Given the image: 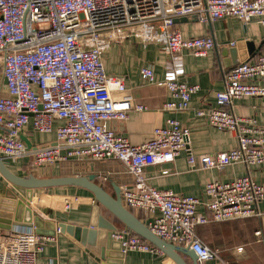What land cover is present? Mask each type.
Wrapping results in <instances>:
<instances>
[{
    "label": "built area",
    "instance_id": "built-area-1",
    "mask_svg": "<svg viewBox=\"0 0 264 264\" xmlns=\"http://www.w3.org/2000/svg\"><path fill=\"white\" fill-rule=\"evenodd\" d=\"M192 16L205 25L234 18L245 24L257 20L264 27V0H0V157L13 161L30 157L32 170L72 161L117 160L133 178L131 186L122 190L125 207L140 215L152 233L190 249L199 264H231L202 241L197 229L260 218L264 184L250 174L228 182L212 181L206 186L204 202L158 190L150 184L147 170L170 164L182 153L196 172L235 164L247 169L264 165V126L254 117H239L232 111L235 100L264 99L260 84L264 49L227 71L223 89L215 95L216 107L196 113L217 131L233 133L235 149L194 154L190 129L176 119L154 129L152 138L141 145L131 144L109 127L110 122L127 121L132 111L148 110L125 95L124 77L108 75L104 67L105 50L130 36L158 45L169 57L162 80L156 79L152 66L140 70L144 81L168 90L171 99L163 111L189 109L200 87L184 80L183 55L206 57L215 47L211 35L187 38L182 34L175 19ZM116 94L123 96L116 98ZM57 121L61 125L55 127ZM30 125L41 134L55 132L56 144L29 152L21 134ZM169 173L166 169L161 175ZM79 203L78 196L68 198L64 209ZM112 238L124 255H163L127 230L116 231ZM55 241V236L37 234L32 225H17L0 237V264H59L40 262L48 244Z\"/></svg>",
    "mask_w": 264,
    "mask_h": 264
},
{
    "label": "crops",
    "instance_id": "crops-1",
    "mask_svg": "<svg viewBox=\"0 0 264 264\" xmlns=\"http://www.w3.org/2000/svg\"><path fill=\"white\" fill-rule=\"evenodd\" d=\"M187 38L211 35L215 40L214 49L206 57H195L190 52L183 55L186 69L184 80L190 85H199L200 91L192 97L190 107L182 112H165L163 105L170 101V94L164 87L150 84L141 78L140 70L152 66L157 80H162L169 57L161 48L149 42H142L136 36H130L120 42L111 44L104 52L103 61L108 75L124 77L126 94L136 104L148 107L147 111H132L127 121H113L109 127L117 134L126 137L133 145H141L152 138L154 129L165 127L169 119L178 120L183 127L190 129V148L196 155L218 154L237 147L236 136L231 132H219L207 119L198 117L197 111L216 107L215 95L223 89L224 75L235 66L247 62L264 49V27L254 20L249 24L234 18L215 21L211 25L200 23L196 17H187L177 24ZM232 43H235L232 46ZM252 49L253 54L250 53ZM260 84L264 85V81ZM123 95L116 94V98ZM232 111L239 117H254L264 126V99L244 98L233 102ZM59 121L55 127L60 126ZM29 152L56 144L55 132L41 134L30 125L21 134ZM8 168L20 177L35 175L40 178L59 176L97 175L96 182L107 193L116 197L115 188L121 193L123 188L131 186L133 178L127 175L123 165L113 159L102 161L85 160L55 165L51 168L32 170L29 167L30 157L13 161L4 159ZM168 169V175H161ZM151 177L150 184L161 191H171L178 195L194 196L207 201L205 189L212 181L228 182L250 174L259 184H264V165L247 169L242 164H235L223 170L196 172L190 169L186 153H182L174 162L162 167H151L147 170ZM26 173H30L26 176ZM9 187L0 176V190ZM78 196L80 203L71 210L64 209L66 199ZM21 195H19V199ZM12 199L4 193L0 203V213L11 218L14 213L5 203ZM30 206L34 213L42 216L47 225L56 226V241L49 243L40 262L52 260L59 264H175L166 255H153L140 252L123 254L119 242L109 239V246L104 244L98 248V256L93 249L92 238L88 233L61 232L58 227L65 225L75 228H87L89 231L102 230L90 228L89 222L95 206L94 195L89 191L76 187H63L35 190ZM5 209V210H4ZM262 216L255 219L239 220L201 226L198 236L211 249L218 250L222 260L231 264H264V202L258 205ZM8 210V211H7ZM199 211L204 213V207ZM103 215L104 213L101 212ZM101 214V215H102ZM135 216L142 221L138 214ZM23 217V215H22ZM8 220V219H7ZM10 220V219H9ZM27 215L24 216V221ZM4 225V226H3ZM0 227V237L6 235L17 225L30 226L27 223H15L9 230L7 225ZM116 231H121V225ZM91 229V230H90ZM93 229V230H92ZM116 231L112 232L115 233ZM260 235H257V233ZM109 248V249H108ZM97 249V248H96ZM188 263L192 262L187 260Z\"/></svg>",
    "mask_w": 264,
    "mask_h": 264
},
{
    "label": "water",
    "instance_id": "water-1",
    "mask_svg": "<svg viewBox=\"0 0 264 264\" xmlns=\"http://www.w3.org/2000/svg\"><path fill=\"white\" fill-rule=\"evenodd\" d=\"M185 19H187V17L175 19V23L178 24L185 21ZM250 53L253 54L252 49ZM0 176L9 186L0 190V203H2L1 200L5 192L10 194L12 199H8L9 204H5L12 206L13 210L12 208L9 209L14 213L11 218H6L8 215L0 213V227L6 224L7 230H9L13 222L27 223L34 226L36 233L39 235L55 236V224H52L53 226L47 225L48 222L42 216L34 213L30 206L34 191L40 189L76 187L85 189L94 195L95 206L92 209L89 227L93 229L98 228L102 231H89L87 228H75L65 225H60L58 228L61 229V232L67 231L72 234L74 231H76V233H80V231L88 233L92 238V242L90 243L93 246H98L96 247L97 249H93L98 256L101 254L98 253L100 252L98 248L101 247L104 242L106 247H110L108 243L109 239L112 238V232L119 228L117 225H121V231L127 230L143 238L160 250L163 255H166L175 264H189L187 260H190L192 264H199L196 254L190 249L165 242L152 233L142 221L125 207L120 189L115 188L116 197L111 196L96 182L97 175L59 176L49 178L29 175L28 177H20L13 173L6 165L4 159L0 157ZM19 195H21L20 199ZM101 212H103L104 215ZM25 214L27 215L26 221H24Z\"/></svg>",
    "mask_w": 264,
    "mask_h": 264
},
{
    "label": "rangeland",
    "instance_id": "rangeland-1",
    "mask_svg": "<svg viewBox=\"0 0 264 264\" xmlns=\"http://www.w3.org/2000/svg\"><path fill=\"white\" fill-rule=\"evenodd\" d=\"M29 174H30V173H26V176L29 175ZM198 234H199V236H200V233H199V232H198ZM189 264H191V263L189 262ZM246 264H248V263H246Z\"/></svg>",
    "mask_w": 264,
    "mask_h": 264
},
{
    "label": "trees",
    "instance_id": "trees-1",
    "mask_svg": "<svg viewBox=\"0 0 264 264\" xmlns=\"http://www.w3.org/2000/svg\"><path fill=\"white\" fill-rule=\"evenodd\" d=\"M199 228V227H198ZM198 230V229H197Z\"/></svg>",
    "mask_w": 264,
    "mask_h": 264
}]
</instances>
